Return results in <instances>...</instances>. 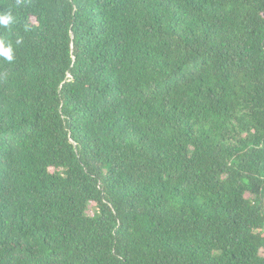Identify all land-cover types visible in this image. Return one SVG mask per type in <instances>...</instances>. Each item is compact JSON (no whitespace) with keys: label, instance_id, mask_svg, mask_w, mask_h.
<instances>
[{"label":"trees","instance_id":"1","mask_svg":"<svg viewBox=\"0 0 264 264\" xmlns=\"http://www.w3.org/2000/svg\"><path fill=\"white\" fill-rule=\"evenodd\" d=\"M4 14L0 264H264V0Z\"/></svg>","mask_w":264,"mask_h":264},{"label":"clouds","instance_id":"2","mask_svg":"<svg viewBox=\"0 0 264 264\" xmlns=\"http://www.w3.org/2000/svg\"><path fill=\"white\" fill-rule=\"evenodd\" d=\"M13 22L11 14L0 15V26L7 27ZM0 57H3L6 61L11 62L14 59L13 48L11 44H6L0 41Z\"/></svg>","mask_w":264,"mask_h":264},{"label":"rangeland","instance_id":"3","mask_svg":"<svg viewBox=\"0 0 264 264\" xmlns=\"http://www.w3.org/2000/svg\"><path fill=\"white\" fill-rule=\"evenodd\" d=\"M93 213H94V205L91 204L90 207H89V210H88V214L92 215Z\"/></svg>","mask_w":264,"mask_h":264}]
</instances>
